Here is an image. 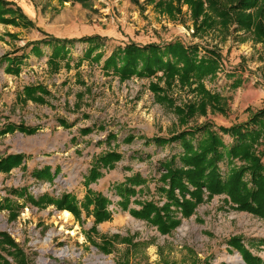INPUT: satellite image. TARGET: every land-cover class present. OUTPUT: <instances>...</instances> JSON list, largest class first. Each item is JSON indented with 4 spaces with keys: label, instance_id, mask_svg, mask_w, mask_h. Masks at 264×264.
Masks as SVG:
<instances>
[{
    "label": "rangeland",
    "instance_id": "374dc122",
    "mask_svg": "<svg viewBox=\"0 0 264 264\" xmlns=\"http://www.w3.org/2000/svg\"><path fill=\"white\" fill-rule=\"evenodd\" d=\"M6 1L21 7L34 26L0 24V133L16 128L0 136V156H26L25 168L0 173V201L9 197L24 204L10 195L11 190L23 189L36 198L70 193L83 201L93 159L113 150L123 156L113 170L103 171L104 177L90 185L112 201L113 220L97 225V233L91 231L94 218L86 219L83 213L82 223L73 216L72 224H65L59 217L64 211L53 206L39 210L28 204L16 221L9 219L8 212H0V231L8 232L20 245L29 264H240L237 256L245 264L240 252L229 246L236 236L264 261V222L226 206L224 196L201 205L170 235H162L157 227L131 215L130 209H141L135 200L166 202L157 192L161 163L183 149L179 142L160 146L153 140L170 139L184 128L174 108L151 90L152 84L166 89L164 81L134 77L122 82L103 69L114 50L130 42L145 46L181 41L187 46L200 44L204 50L216 48L222 54L221 70L204 85L219 97L224 112L209 108L206 116L197 115L190 126L210 123L216 129L230 128L264 109V45L244 33L226 39L218 31L197 35L187 6L183 16L173 21L156 12L147 0H93L86 5L59 0ZM96 35L102 38L101 48L91 57H87V44L69 43ZM53 39L68 42L69 50L65 59L54 64L50 62L53 48L44 45ZM36 44L40 49L35 53ZM98 54L103 56L100 62L95 59ZM17 56L29 57L19 74L9 71L7 59ZM167 92L173 106L200 101L178 82ZM20 126L36 131L22 132ZM111 134L116 139L109 142ZM129 136L134 137L131 142ZM225 140L231 143L228 136ZM44 167L53 172L58 169L53 183H38L33 177L35 170ZM135 174L148 184L131 199L130 209H123L115 189ZM114 236L132 245L120 240L110 254L96 247L103 244L101 237L112 240ZM0 255L15 264L5 252L0 250Z\"/></svg>",
    "mask_w": 264,
    "mask_h": 264
},
{
    "label": "trees",
    "instance_id": "16d2710c",
    "mask_svg": "<svg viewBox=\"0 0 264 264\" xmlns=\"http://www.w3.org/2000/svg\"><path fill=\"white\" fill-rule=\"evenodd\" d=\"M61 3H80L86 5L93 0H59ZM139 3V2H136ZM148 5H154L156 12L176 21L183 16V7L187 6L195 33L210 34L218 31L224 39L228 36L244 33L256 44L264 45V0H147ZM0 24L14 27H30L34 23L24 14L21 7L13 2L0 0ZM101 36H91L72 40L69 43L87 44L91 57L95 50L100 49ZM66 41L53 39L44 43L54 50L50 62L56 63L65 59L69 52ZM39 44L33 48L39 52ZM204 51L205 55L200 56ZM102 55L95 56L100 62ZM29 57H14L10 62L9 70L17 74L21 71L23 62ZM222 54L216 48L204 50L200 44L185 45L181 41L168 44H148L145 46L130 42L118 47L104 64L106 74H113L122 82L134 77L140 79L156 78L164 81L166 89L158 84H152L151 90L155 95H162L174 108L178 116L179 126L184 130L170 139L155 138L153 142L160 146L179 142L183 152L178 156L161 163L162 173L157 180V192L166 198L161 205L155 200L140 202V210L130 209L131 199L137 197L147 186V180L140 174L126 179L116 187L115 192L121 198L119 205L123 209H130L136 219L157 227L162 235H170L182 225L184 219H190L197 209L212 201L215 197L224 196L223 203L232 209L248 213L264 222V109L253 113L250 119L230 128H215L206 123L202 126H190V122L197 115L206 116L209 108L224 112L220 107L218 96L212 95L205 87L204 81L213 78L221 70ZM162 74L158 76V74ZM180 88H190L199 96L197 103L173 106V101L167 91H172L176 83ZM238 86L239 84H235ZM160 100V97H158ZM15 127L1 132L0 136L14 132ZM22 132L33 134L35 129L27 130L20 126ZM231 139L228 144L225 137ZM134 137L129 136L127 141ZM116 139L111 134L109 142ZM126 141V140H125ZM24 154L0 156V173L10 174L14 169L25 168ZM123 156L117 151H109L93 159V164L85 182L87 193L84 200L75 195L64 193L58 198L49 194L38 198L28 193V190H11L10 195L22 199L19 204L7 197L0 201V212H8L9 219L16 221L28 204L39 210L51 206L58 211L70 212L78 222L82 223V215L86 219L94 218L95 226L91 229L97 233V225L113 220L110 210L112 201L90 189V185L97 183L104 177L103 171L113 170ZM222 166L226 167L223 171ZM58 169L53 172L51 167L35 170L33 177L38 183L50 182L58 177ZM140 188V190H138ZM138 190V191H137ZM103 238V244L96 247L104 253L110 254V249L120 240L132 245L128 239L114 236L111 239ZM264 243V242H263ZM229 246L240 252L245 264H264V261L253 256L245 248L243 238L233 237ZM0 250L12 258L15 264H29L28 257L20 245L6 231H0ZM0 264H13L0 255Z\"/></svg>",
    "mask_w": 264,
    "mask_h": 264
},
{
    "label": "bare ground",
    "instance_id": "6f19581e",
    "mask_svg": "<svg viewBox=\"0 0 264 264\" xmlns=\"http://www.w3.org/2000/svg\"><path fill=\"white\" fill-rule=\"evenodd\" d=\"M59 217H60V219L62 221H64L65 224H72V222L74 220L73 215L70 212H68V211L61 212L60 215H59ZM72 234L75 235V232H72ZM235 260L238 263L243 264L242 259L239 256H237L235 258Z\"/></svg>",
    "mask_w": 264,
    "mask_h": 264
},
{
    "label": "crops",
    "instance_id": "0c3cea01",
    "mask_svg": "<svg viewBox=\"0 0 264 264\" xmlns=\"http://www.w3.org/2000/svg\"><path fill=\"white\" fill-rule=\"evenodd\" d=\"M2 26H3V25H2ZM13 58H14V57H13ZM13 58H11V59H10L9 57H7V59H9V60H10V62H11V60H12Z\"/></svg>",
    "mask_w": 264,
    "mask_h": 264
}]
</instances>
